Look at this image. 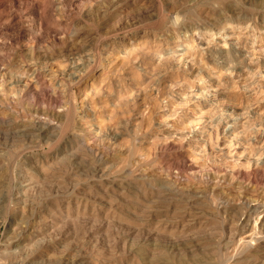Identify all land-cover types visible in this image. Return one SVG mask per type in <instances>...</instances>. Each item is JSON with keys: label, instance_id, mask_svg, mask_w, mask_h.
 Listing matches in <instances>:
<instances>
[{"label": "rangeland", "instance_id": "rangeland-1", "mask_svg": "<svg viewBox=\"0 0 264 264\" xmlns=\"http://www.w3.org/2000/svg\"><path fill=\"white\" fill-rule=\"evenodd\" d=\"M0 235V264H264V0H0Z\"/></svg>", "mask_w": 264, "mask_h": 264}, {"label": "bare ground", "instance_id": "bare-ground-1", "mask_svg": "<svg viewBox=\"0 0 264 264\" xmlns=\"http://www.w3.org/2000/svg\"><path fill=\"white\" fill-rule=\"evenodd\" d=\"M185 58V57H184ZM182 59V58H181ZM185 61H189V64H192L193 63V59H189V58H187V56H186V58L184 59ZM187 61V62H188ZM179 62V61H178ZM182 62V61H181ZM185 65V64H184ZM253 72V71H252ZM256 78V77H255ZM262 78V77H261ZM205 91V90H204ZM207 93V92H206ZM205 93V94H206ZM204 94V93H203ZM198 95H199V93H198ZM190 98V97H189ZM207 101H208V99H207ZM186 102L187 101H185V104H186ZM191 102H193V101H191ZM222 103V102H221ZM183 104H184V102H183ZM188 104V103H187ZM224 104V103H223ZM196 105H197V103H196ZM230 108H231V106H230ZM195 109V108H194ZM222 109V108H221ZM197 110V109H196ZM191 111V110H190ZM199 111V110H198ZM234 111H235V109H234ZM191 113V112H190ZM194 113V112H193ZM196 113V112H195ZM239 113V112H238ZM192 114V113H191ZM204 114V113H203ZM230 114V113H229ZM233 114V116H234V113H232ZM193 115H195V114H193ZM205 115V114H204ZM240 115H242V114H240ZM196 116H198V115H196ZM201 116V115H200ZM231 116V115H230ZM199 117V116H198ZM232 117V116H231ZM236 117H237V115H236ZM235 120V119H234ZM203 121V120H202ZM205 121H206V119H205ZM224 121V120H223ZM226 121V120H225ZM198 122V121H197ZM205 124V123H204ZM208 124V123H207ZM228 124V123H227ZM229 125V124H228ZM236 125H239V124H236ZM206 126V125H205ZM208 127H209V125H208ZM186 128H188V127H186ZM199 128V127H198ZM201 128H203V127H201ZM205 128V127H204ZM204 128H203V130H204ZM227 128V127H226ZM234 128H236V127H234ZM239 128H241V127H239ZM191 129H196L195 127H192ZM207 129V128H206ZM190 130V129H189ZM197 130V129H196ZM200 130V129H199ZM220 130V129H219ZM221 130H222V128H221ZM183 131H185V130H183ZM223 131H224V129H223ZM232 131V130H231ZM236 131V130H235ZM216 133H217V131H215ZM219 132V131H218ZM203 133H206V132H203ZM213 133V132H212ZM222 133V132H221ZM239 133H241L240 132V130H239ZM192 136H194V135H192ZM201 136V135H200ZM210 136V134L208 135V137ZM214 136V135H213ZM221 136V135H220ZM237 136V135H236ZM236 136H235V138H236ZM190 137V136H189ZM197 137V136H196ZM203 137V136H202ZM215 137V136H214ZM217 137V136H216ZM222 137H223V135H222ZM232 138H233V136H232ZM231 138V139H232ZM238 138H240V137H238ZM190 139H194V138H190ZM210 139V138H209ZM215 139V138H214ZM217 140H218V138H217ZM194 142V141H193ZM200 143V142H199ZM240 143V142H239ZM203 144V143H202ZM229 144H230V142H229ZM238 144V143H237ZM241 144V143H240ZM239 144V145H240ZM244 145V144H243ZM242 145V146H243ZM217 146V145H216ZM231 146V145H230ZM233 146H236V144L235 145H233ZM233 146H231V147H233ZM207 147V146H206ZM244 147H245V145H244ZM240 148V147H239ZM218 149V148H217ZM189 150V149H188ZM210 151V150H209ZM233 151V150H232ZM203 152V151H202ZM202 152H200V153H202ZM246 152V151H245ZM229 156V155H228ZM209 157V156H208ZM252 157V156H251ZM253 158V157H252ZM233 159V158H232Z\"/></svg>", "mask_w": 264, "mask_h": 264}, {"label": "built area", "instance_id": "built-area-1", "mask_svg": "<svg viewBox=\"0 0 264 264\" xmlns=\"http://www.w3.org/2000/svg\"><path fill=\"white\" fill-rule=\"evenodd\" d=\"M0 237H1V235H0Z\"/></svg>", "mask_w": 264, "mask_h": 264}]
</instances>
